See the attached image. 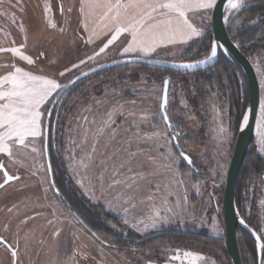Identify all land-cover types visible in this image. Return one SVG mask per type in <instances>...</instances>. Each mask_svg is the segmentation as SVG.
Wrapping results in <instances>:
<instances>
[{"label":"rangeland","instance_id":"obj_1","mask_svg":"<svg viewBox=\"0 0 264 264\" xmlns=\"http://www.w3.org/2000/svg\"><path fill=\"white\" fill-rule=\"evenodd\" d=\"M79 3L80 0H0V47L25 44L21 50L35 61L33 65H28L11 52H0V76L13 71L15 65L47 75L63 84L90 69L118 60L135 59L134 56L120 54L126 46L124 37H121L96 60H87L107 42L110 35L94 38L93 43L87 42L90 33L83 27ZM46 5L51 8L47 13ZM59 5L63 11H60ZM232 14L226 12L229 17ZM190 16L195 25L206 29L203 38H194L186 45L160 47L147 59L181 61L200 45H209L212 39L211 21L202 19V12L190 13ZM49 21L56 27H50ZM197 54L195 51L190 59L197 58ZM81 60L87 62L80 64L79 68L72 67ZM253 65L261 88L259 117L261 104L264 103V56L254 57ZM65 69L70 71L60 76ZM166 72L148 65L129 64L97 73L72 89L64 102L58 104L57 110L61 109L59 123L56 126L55 119L51 123L52 130L57 133L52 157L56 165L54 177L60 179L61 170L82 202L89 204L91 209L102 206L106 214L122 223L125 232H135L143 237L156 231L176 230L223 238V187L237 138L230 105L217 90L198 96L193 90V76L174 79L168 97V114L180 120L176 125L180 130L178 139L184 153L202 164L194 170L192 164H187L175 151L170 139L173 134L162 118L160 107ZM51 104L46 107L50 109ZM114 108H119L112 116L115 137L108 129L104 135L94 136L93 133L103 125L107 114ZM130 112L134 115H129ZM47 115L42 116L41 136L35 140L29 138L32 141L30 147L35 146L39 152L31 153L29 148L27 152L15 153L17 159L23 160V166L0 154V161L5 164L8 173L19 177L0 190V237L14 247L18 244L16 264H182L181 260H170L177 251L181 257L186 251L201 255L203 260L197 264H221L200 249L177 242H164L152 248L121 249L107 246L104 241L102 243L94 238L68 212L64 200L61 203L51 186L45 154ZM221 126L227 129L226 133L218 131ZM257 133L256 121L253 152L264 158ZM95 140L99 141L95 163L86 172L80 170V176H76L72 168L77 167L79 159L91 150ZM128 149L136 155L130 158ZM73 153L75 159L72 158ZM113 156L115 159H110ZM206 158L210 159L209 164L204 163ZM101 160L105 161L103 165L99 164ZM122 162L126 167L121 170L123 175L117 178L129 176L128 169L131 168L144 174L146 179L140 180L130 190L125 189L123 184L109 188L113 167ZM203 169H207L208 173L201 174ZM152 172L157 174L150 175ZM101 174L104 176L103 183L99 179ZM77 179H83L85 186L94 191V199L84 194ZM172 179L182 180L183 183L172 184L170 189H165L164 185ZM3 181L4 175L0 171V183ZM156 184L160 185L161 193L154 201H147L146 197ZM169 190L174 193L168 196L167 204L172 211L165 212L162 196ZM120 193L132 195L135 208L124 205L123 200L118 201ZM261 200H264V191L257 201V208L264 214ZM109 203L115 206L116 211L108 210ZM153 203L161 208V214L166 215L167 220L155 229L137 231L132 225L151 212ZM124 206L130 207L128 224L123 222ZM49 221L52 223L49 224ZM214 224L219 234L213 230ZM139 227L143 228V225ZM57 230L58 236L54 235ZM0 264H13V257L5 244H0ZM183 264H187L186 259H183Z\"/></svg>","mask_w":264,"mask_h":264},{"label":"snow or ice","instance_id":"obj_2","mask_svg":"<svg viewBox=\"0 0 264 264\" xmlns=\"http://www.w3.org/2000/svg\"><path fill=\"white\" fill-rule=\"evenodd\" d=\"M218 0H80L79 12L83 17V27L85 31L89 32L87 42L93 43L94 38L100 39L101 37L110 38L107 42L99 48L92 56L87 57V60H96L101 54H104L110 45H113L121 37H124L126 46L123 47L121 55L134 56L135 59H147L151 57L153 53L157 52L160 47H167L169 45L188 44L189 41L194 38H203L206 29L199 27L192 22L190 13H203L202 19L205 21H211L213 19V10L217 7ZM225 12H232L233 15L240 13L245 8V0H226L223 5ZM51 11L50 5L45 6V13ZM63 11V9H61ZM71 11V9H69ZM223 22L227 25L230 23V17L223 15ZM240 21L237 20V24ZM252 23H255L253 21ZM50 27L55 28V23L49 21ZM23 30V29H22ZM26 45L22 44L19 47L2 48L0 52H11L14 56L19 57L20 60L25 61L28 65H33L35 61L29 55H26L21 49ZM237 47L241 45L237 44ZM210 51L205 55L203 59H198L193 62H181L174 64V67L183 69H195L203 65L211 64L218 57V49L223 48L224 45L220 44L218 40H214L209 44ZM43 55V54H41ZM86 60H81L79 64H73V68H79L80 64H85ZM164 61H156V63H163ZM119 63V61H114ZM70 69L60 73V76H64ZM81 75L87 76L88 73L82 72ZM80 79V76H76L75 79H70L67 83H60L54 78H50L47 75L36 74L32 71L25 70L22 67L13 65V71L8 72L6 75L0 76V154L6 155L13 163H19L23 166V160L16 158V152H27L30 148L31 153H38L39 150L35 146H31L32 140L40 137L42 132V116L48 113L50 110L46 105L50 102L54 103L55 100H59L60 93L68 95L65 91L69 88V85H75L76 81ZM169 81L164 82V104H167V85ZM100 103V101H97ZM132 103H135L134 101ZM119 107H123L120 105ZM163 107V105H162ZM43 108V111H42ZM90 110V109H89ZM119 108H114L107 114V119L103 125L99 127L94 136H102L105 134L106 129L110 130V135L115 137V128L113 125L115 121L112 119L113 112L118 111ZM122 114V113H121ZM134 115V113H129ZM87 121V117L83 118ZM164 120L169 129L173 128V125L169 122L167 114L164 115ZM248 123V117H244V121L241 125L243 130L244 126ZM257 129L259 136L260 150L264 152V103L261 104L260 116L257 119ZM218 131L223 134L227 132V129L221 126ZM88 131H85V142H87ZM154 135L158 136L159 133ZM179 133L170 139H177ZM151 139V137H149ZM99 141L95 140L91 146V150L83 155L77 164V167L70 168L75 172L76 176H80V170L87 171V169L95 163L94 155L98 151ZM179 147V145H177ZM129 157H134L136 153L128 149ZM181 157L189 164L192 163L191 159L183 152L180 153ZM73 159H75V153H73ZM115 159V157H110ZM130 159L128 163H130ZM105 163L104 160L99 161L100 165ZM126 167L124 162L118 166L113 167L112 177L113 179L108 184L109 188H113L116 185L123 184L125 189H133L140 180L146 179V176L140 172L128 169L130 175L124 179L117 177L123 175L122 169ZM51 172V165L47 169ZM0 171L3 172L5 177L3 183H0V188H3L10 181L18 180V176L10 175L6 170L5 164L0 161ZM105 171L107 169L105 168ZM152 172L150 175H156ZM101 183H103V174L99 177ZM77 184L84 189V194L89 196V199H94L95 194L91 188H88L84 184L83 179H77ZM182 180L172 179L168 184L164 185L165 189H170L172 184H181ZM54 187V185H51ZM153 191L146 197L147 201H154V198L161 193V187L159 184L152 186ZM57 196H60L59 190L56 191ZM172 191H167L162 196V204L164 205L165 212H171L172 208L167 207L168 196L173 195ZM117 200H123L124 205H129L131 208H135L134 197L132 195L125 196L124 193H120L117 196ZM186 200V197H185ZM144 201H141L143 203ZM61 203L63 199L61 198ZM261 207H264V200L260 201ZM179 206V201H177ZM130 207H122V211L125 214L123 222L129 223L127 215L130 212ZM109 211H116L115 206L111 203L108 204ZM70 211V206H69ZM55 209L53 215H55ZM74 215V214H73ZM75 218V216H74ZM167 220L166 215L161 214V208H158L153 203L151 212L145 217L138 219L132 226L137 231H147L149 228L155 229L157 226ZM26 222V221H25ZM82 223V221H78ZM52 221H49L51 224ZM143 225L140 228L139 225ZM240 224L245 228L249 225L243 218L240 219ZM213 230L219 234L215 224ZM264 233V229L261 230ZM256 236L257 247L264 250V241L262 236ZM54 235H59L57 230ZM95 237L97 234L92 233ZM98 238V237H97ZM0 244H5L13 257V264H16L18 258V244L14 247L8 243L3 237H0ZM187 260V264H197L198 261H202L203 257L197 253L186 251L181 257L179 251L176 255L170 257L171 261ZM214 264V262H213ZM264 264V261H262Z\"/></svg>","mask_w":264,"mask_h":264},{"label":"trees","instance_id":"obj_3","mask_svg":"<svg viewBox=\"0 0 264 264\" xmlns=\"http://www.w3.org/2000/svg\"><path fill=\"white\" fill-rule=\"evenodd\" d=\"M237 20L240 21L239 24H237ZM253 21H255V23H252ZM226 27L231 40L236 45H241L239 49L250 59L252 64L254 57L264 56V0H245V8L240 13L235 15L232 14L230 16V23L227 24ZM208 46L209 45L205 44L200 45L179 62L203 59L210 51ZM195 51H197L198 57L190 59V56H192ZM189 76H193L192 86L198 96H201L205 92H212V90H217L224 96L227 103L230 105L232 117L234 119V130L238 133L249 102L248 84L240 67L235 62H231L221 55L219 62L214 67L204 72L188 74L167 71L166 76L163 78L170 81L169 94L174 79L183 80ZM60 111L61 109L57 110L56 108L53 115L54 117H52V120H57L56 126L59 123ZM167 115L169 116L168 107ZM171 119L175 122L180 121L172 116ZM52 120L49 125V156L55 175L56 165L52 157L53 150L55 149L54 140L57 138V133L51 128ZM183 127L186 128L185 125ZM190 159L194 170L195 168L201 167L202 164L198 159L192 157H190ZM204 163L209 164L210 159L206 158ZM203 170L204 171H201L202 173L200 172L201 174L208 173L207 169ZM60 176V179L56 176L54 180L59 190L60 197L63 198L67 208L69 209L70 206V209L81 217L85 224L97 234L100 241H104V244L106 243L121 249H140L143 247L152 248L164 242H177L190 248H198L207 255H211L221 264H232L225 236L219 238L199 233L170 230L156 231L141 237L135 232H125L122 223L113 216L106 214L102 206L91 209L89 204L87 205L82 202L73 191L72 186L65 179L61 170ZM262 187L264 188V158L257 152H253L252 145L247 153L239 175L236 203L242 218L252 229L262 236V241H264V233L261 231L264 229V214L257 208V201L264 191ZM223 188H225V186ZM237 239L242 263L259 264L258 247L252 236L242 227H239ZM262 261H264V250L262 252Z\"/></svg>","mask_w":264,"mask_h":264},{"label":"water","instance_id":"obj_4","mask_svg":"<svg viewBox=\"0 0 264 264\" xmlns=\"http://www.w3.org/2000/svg\"><path fill=\"white\" fill-rule=\"evenodd\" d=\"M225 3H226V0H218L217 7L213 10V13H212L213 15V19L211 20L212 42L214 40H218L220 44L224 45V47L218 49V57L211 64L203 65L195 69H183V68L173 66L174 64L181 63L179 61L178 62L177 61H173V62L164 61L163 63H156L157 60H149V59L118 60L119 63L112 62L110 64H107V65H104L98 68L90 69L89 71L86 72L88 73L87 76L79 75L80 79L76 81L75 85L70 84L69 88H73L77 86L79 83L83 82L87 78H90L97 73L112 70V69L122 67L125 65H129V64L148 65V66L161 68V69L175 72V73L193 74L197 72H204L214 67L219 62L220 56L222 55L225 58H227L229 61L235 62L240 67V69L242 70L245 76V79L248 84V89H249V102H248L246 114H245V116L248 117V123L247 125L244 126L243 130L241 129V126L239 128L233 155H232L229 168L227 171L225 188H224V196H223V218H224V225H225V241H226V245L228 248V252H229L232 264H243L242 258H241V252L239 248V243L237 239L238 228L242 227L246 232H248L252 236V238L255 240L256 244H257L256 236L253 234V232H255L257 235L259 234L254 229H252L250 226L248 228H245L243 225L240 224V219L242 218V216L239 213L237 203H236V191H237V184H238V179H239L241 169L243 167L245 158L247 156L248 151L250 150L252 146L253 139H254L255 125H256V121L258 117L260 100H261V88H260L259 79H258L254 65L252 64L250 59L241 52L239 47L236 46V44L231 40V38L228 35L226 24L223 22V15H226V12L223 6ZM169 89H170V81L167 85V104L166 105L164 104V89H163V95H162L161 107H160L163 119H164L165 113L167 114ZM62 94L63 92L60 94V97ZM58 101L59 100H55V102L51 105L49 109L50 111L48 112V115H47L46 129H45V154H46L47 166L51 165V160L49 156V125H50V121H51V118L53 116V113H54V110H55V107ZM172 142L174 144L176 152L178 153V155H180V153L183 151L177 139H172ZM177 145H179V147H177ZM185 162L189 164L187 161ZM49 175H50V183L51 185H54L53 188L56 192L57 187H56L55 180H54L52 165H51V172H49ZM14 181L16 180L10 181L4 187H6L7 185H9L10 183ZM3 188H0V190ZM73 214H74L73 216H75V219L78 221H82V223L80 224L92 234L93 231L85 224V222L80 218V216L76 213H73ZM94 238L99 240L97 236H95ZM262 252L263 250L258 248L259 264H262Z\"/></svg>","mask_w":264,"mask_h":264},{"label":"flooded vegetation","instance_id":"obj_5","mask_svg":"<svg viewBox=\"0 0 264 264\" xmlns=\"http://www.w3.org/2000/svg\"><path fill=\"white\" fill-rule=\"evenodd\" d=\"M59 9H60V11H61V5H59ZM198 60V59H197ZM193 61H195V60H191V61H189V62H193ZM188 62V61H187ZM76 77V76H75ZM75 77H74V79H75ZM85 81V80H84ZM83 81V82H84ZM82 83V82H81ZM81 83H79L77 86H79ZM77 86H75V87H77ZM75 87H73V88H69L68 90H66V92L68 93V95L71 93V91H72V89H74ZM61 94V93H60ZM68 95H65L64 93L61 95V97H60V99H59V101H58V103H57V105H56V107H55V109L56 108H58V104L59 103H61V102H64V99L68 96ZM53 104V103H52ZM51 104V105H52ZM51 107V106H50ZM54 112H55V110H54ZM53 115H54V113H53ZM52 117H54V116H52ZM168 118H169V122L173 125V128L172 129H169L168 128V126H167V124H166V122L164 121V123L166 124V126H167V128H168V130H169V132H171L173 135L172 136H175V134L178 132L179 134H180V130H178V128H177V125H176V122L174 121V120H172L171 119V117H169L168 116ZM51 120H52V118H51ZM45 129H46V127H45ZM177 141H178V143H179V139L177 138ZM173 143V142H172ZM180 145V144H179ZM173 146H174V144H173ZM175 148V147H174ZM182 149V148H181ZM176 151V150H175ZM183 151V150H182ZM184 152V151H183ZM178 154V153H177ZM189 165H191V164H189ZM53 170V169H52ZM53 175H54V173H53ZM5 179V178H4ZM60 197V196H59ZM60 199H61V197H60ZM68 212H70L72 215H73V213H75L74 211H72L71 209H70V211H69V209H68ZM77 214V213H76ZM74 217V216H73ZM81 218V217H80ZM88 231V230H87ZM89 232V231H88ZM90 233V232H89ZM91 234V233H90ZM92 235V234H91ZM93 236V235H92ZM94 237V236H93ZM98 241H100V239L98 240ZM100 242H102V241H100ZM103 243V242H102ZM105 245H107V246H110V245H108V244H106L105 243ZM113 247V246H112Z\"/></svg>","mask_w":264,"mask_h":264}]
</instances>
